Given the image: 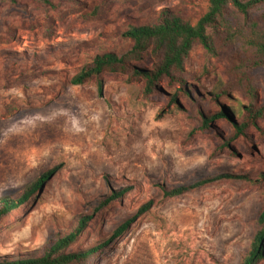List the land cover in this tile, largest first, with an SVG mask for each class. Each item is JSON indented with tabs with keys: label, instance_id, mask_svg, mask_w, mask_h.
Here are the masks:
<instances>
[{
	"label": "rangeland",
	"instance_id": "1",
	"mask_svg": "<svg viewBox=\"0 0 264 264\" xmlns=\"http://www.w3.org/2000/svg\"><path fill=\"white\" fill-rule=\"evenodd\" d=\"M209 6L0 0V201L19 198L53 173L25 209L0 222V261L38 258L88 217L68 253L96 249L89 264L244 262L264 212V121L248 138L231 141L249 100L239 91L216 98L242 40L231 43L221 26L212 34L216 56L201 46L192 51L188 95L166 82L148 94L143 82L122 74L73 83L97 55L131 50L124 36L131 27L154 24L163 10L196 25ZM229 20L232 30L247 26L234 11ZM256 85L264 102V68ZM216 114L212 129L202 126ZM206 179L189 193L166 196Z\"/></svg>",
	"mask_w": 264,
	"mask_h": 264
},
{
	"label": "trees",
	"instance_id": "2",
	"mask_svg": "<svg viewBox=\"0 0 264 264\" xmlns=\"http://www.w3.org/2000/svg\"><path fill=\"white\" fill-rule=\"evenodd\" d=\"M43 1L50 2V0ZM231 11L244 17L247 26L232 30L229 27ZM221 26L227 27L228 41L233 43L241 39L243 46L240 51L232 54L231 68L228 71L230 81L216 98L229 95L233 91H239L248 98L249 106L245 108L242 122H235L234 133L230 140L248 138V131L252 128L257 129L264 121V102L259 99L256 85V74L260 68H264V0H210L208 12L196 25L185 21L172 11L163 10L154 24L133 26L125 33V38L132 43L131 50L123 54L97 55L92 63L86 65L77 74L73 83L84 85L105 74H122L128 76L131 82H143L145 92L148 94L159 93L162 83L166 82L178 88V92L188 95L186 62L197 46L203 47L211 56L217 55V46L212 34L217 33ZM219 115L205 116L202 126L212 129L211 124ZM52 174L50 172L44 175L19 198L10 197L1 200L0 222L15 211L25 209L31 197L37 195ZM206 181L208 179L198 182L195 186L167 191L166 196H181L203 186ZM125 193L126 190H123L116 196H110L101 203V207L119 200ZM90 220L91 218L88 217L82 218L69 234L45 247L38 258L2 260L0 264H89L91 258L97 257L96 249L73 254L68 253V250L78 242ZM129 225L120 227L116 236L122 235ZM259 226L261 229L258 231L252 250L242 264H261L264 259V212L259 218Z\"/></svg>",
	"mask_w": 264,
	"mask_h": 264
}]
</instances>
